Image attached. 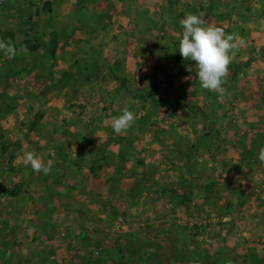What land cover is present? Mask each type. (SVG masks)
Here are the masks:
<instances>
[{"label":"rangeland","instance_id":"obj_1","mask_svg":"<svg viewBox=\"0 0 264 264\" xmlns=\"http://www.w3.org/2000/svg\"><path fill=\"white\" fill-rule=\"evenodd\" d=\"M6 1L0 0V16L8 21L4 19L9 16L4 9ZM101 1L97 13L92 14L93 9L86 7L87 1L81 0L82 25H74L72 21L61 24L59 17L67 10L60 9L59 15H52L45 8L43 12L48 14L49 21L44 22L41 31L47 36L44 48L53 54L57 47L58 50L67 46L84 50L76 57V66L81 68L80 74L87 82H82L85 86L80 92L83 96H93L94 104L85 111L78 99L74 101L70 96L66 99L69 90L56 86L52 90L51 105L38 103L40 99L46 101V95L40 96L42 93L38 99L32 97L30 100L37 109L46 110L48 117L58 112L72 116L74 113L91 112L95 116L111 112L115 122L109 127L99 125L98 128L130 134L119 137L127 144L128 167L118 177H109L108 171H104L111 184L107 186L106 195L122 200H113L114 207H110L113 211L107 216L95 213L94 207L89 208L90 214L77 216L70 209L77 203L56 201L53 188L38 190L42 198L32 200L27 195L31 187L24 186L23 190L18 184L9 186L19 175L18 169L10 174L5 171L0 185V264H139V245L149 247L146 252H152L154 258L161 256L162 261L166 259L167 249L157 246L168 240L182 249L176 258L170 262L166 259L164 264H186L188 251L183 244L187 245V241L191 248H197L203 241L215 247L212 242H232L237 238L238 233L232 234L231 229L242 222L245 213L233 200L235 196L241 198L256 192V186L245 184L246 180L252 181L245 177L248 173L245 167L256 158L246 160L248 154L236 156L231 136L239 115H249L255 104L250 88L264 81V0H108L111 4ZM74 12L77 15L78 12ZM70 13L67 18L72 20ZM100 13L102 17L110 13V19L113 16L111 29L109 24L101 26L97 22L92 26L93 20L100 19ZM25 19L31 20L27 15L23 16ZM104 20L106 23L107 17ZM30 24L25 33L35 38L39 32ZM75 24L80 23L76 21ZM78 31L84 41H74ZM29 43L32 50L39 47L32 41ZM42 59L53 66V70L59 59L70 61L67 56L48 55L39 58ZM109 71L114 78L110 81ZM255 89H259L257 85ZM21 91L14 89L13 95L21 94V100L28 97L26 90ZM158 117L163 119L161 126H158ZM244 117L242 123L247 128L250 123ZM217 123H222L223 130H230L226 138L218 135L225 144L221 153L201 151L207 147L205 142L203 145L197 143L200 147L196 150L194 147L183 149L181 143L174 151L167 148L150 149L149 153L139 151V145L148 150L150 139L138 136L144 131L191 129L195 135L200 130L202 136L207 129L210 130L205 135H209ZM111 155L119 160L116 153ZM25 158L28 161V154ZM240 159L246 161V166L231 176L234 168L225 166L238 165L242 162ZM146 160L160 163V169L141 165ZM189 160L191 162H186ZM201 160L212 163L211 168L203 169L204 163L196 165ZM191 164L196 168L195 173L207 177L209 183L205 188L197 175L192 176L187 167ZM139 169L147 175L150 171L155 173L144 181ZM96 171L101 173L102 169ZM25 174L26 178L32 177L30 170H25ZM63 176L55 180L63 192H70L71 180ZM16 187L15 195L21 196L18 200L15 195L11 197ZM83 187H77L75 196L84 198L89 189ZM101 187L95 189L92 184L91 194L103 192ZM23 191L28 196L26 200H22ZM223 197L225 201L219 203ZM202 198L203 203L200 202ZM38 201L44 210H35ZM174 201L178 207L169 212ZM167 225L175 227V232L167 233ZM28 241L29 248L25 246ZM32 245L39 246L40 250ZM153 262L160 264L149 258L148 263Z\"/></svg>","mask_w":264,"mask_h":264},{"label":"crops","instance_id":"obj_2","mask_svg":"<svg viewBox=\"0 0 264 264\" xmlns=\"http://www.w3.org/2000/svg\"><path fill=\"white\" fill-rule=\"evenodd\" d=\"M84 1H87L86 7L88 9H93L92 14L97 13V10L100 8V3H103L101 0L97 2H94V0ZM108 2L111 4V1ZM4 4L5 2L3 5ZM80 4L81 0L6 1L4 9L7 11L6 15L9 14L10 17H4V19L7 18L8 20L5 21L2 20L3 18L0 16V170L2 169L0 171V185L3 182L2 178L5 175V171L7 174H10L12 170L18 169L19 175H17L14 180H11L9 186L13 187L18 184V187L21 189L24 186L31 187L30 190L27 191V195L30 196V199H41L42 197L38 195L37 191L42 188L47 189L51 187V189L53 188L54 190L52 194L55 195L54 198L56 201L60 203H69V201L77 203V205L71 206L70 208L73 209L77 216L80 214H90L89 208L92 207H94L95 213L101 216H107L111 213L110 211H113L110 209V207H114L113 200L116 202L122 200H117L113 198V196L106 194L108 192L107 186H111L108 178L112 175L118 177L120 172L128 167L129 161L126 159L127 151L125 150L127 144H124L119 139V137H123L127 132L114 133L103 127L98 128L99 125L109 127L115 122V119H113L114 117L110 114L111 112L108 114L98 113L95 116H93L91 112L84 113V115H76L74 113L73 116L72 114L62 115V113L58 112L57 115L48 117L45 113L46 110L42 108L37 109L30 100L32 97L38 99L39 94L42 93L40 96L46 95V101L40 99L38 103L41 102L44 104L47 102L46 104L51 105L53 98L52 90L54 86H56L58 88H64L65 91L69 90L66 99H68L69 96L71 99H74V101L78 99L79 101H77L83 104L82 108L85 111H88L94 104L95 100L93 96H83L82 92H80L82 87L85 86L82 82L86 81L80 74L81 68L76 66V57L78 53L84 50L77 51L74 47L68 46L65 49L58 50L59 48L57 47V51L53 54L50 50L44 48L43 42L46 41L47 36L41 33L44 22L49 21L48 18H46L49 17L48 14L59 15L60 9L67 10V13L64 12L63 15L59 17V20L61 18V24L72 21L74 25H82L79 11ZM45 8L50 10L51 13L46 15V12H43ZM74 10L78 12L77 15H75L76 13ZM69 11H72V13ZM68 13L73 15L72 20L67 18L69 15ZM25 15L29 16L31 20H23V16ZM99 16L100 19L98 18L97 21L93 20L92 26L96 22L101 26L109 24V28L114 25V23L111 24L113 16L110 19V13L105 14V17H107L106 23L104 20L105 17H102V13H100ZM42 18L44 20L41 22ZM29 21H31V24ZM76 21L80 24H75ZM56 22L58 23V20ZM28 24L35 26V31L39 32L35 38L25 33ZM56 35V37H58L59 34L57 33ZM74 36V41L83 39L81 31L75 33ZM87 38V40L90 39L89 37ZM31 41L39 45V47L35 50L30 49L28 45ZM56 41H58V39ZM59 41L62 42L61 39H59ZM27 42L28 44H26ZM71 44L74 45V42L72 43L71 41ZM48 55L58 58L67 56V58L70 57V61L65 62L63 59H59L57 62L58 65H56L53 70V66L45 64L43 59L39 60V58H46ZM120 71L122 72V69H120ZM107 78L109 81L114 79L110 71L107 74ZM257 83L261 84H254L253 88L251 86V88L249 87L250 90H253L251 93L255 98V104L252 105L253 108H251L252 110L249 112V115L245 117L244 115H239L237 121L234 120L237 124H235L236 128H234L233 136H231L233 137V144L235 145V147L232 145L233 151L235 152L234 154H236V156L248 154L246 160L249 158H256V161L253 159V161H249L250 163H247L246 166V161L240 159L242 162H239L238 165L225 166L226 168H234L231 175L233 176L236 171L241 170L245 165V169L248 172L247 174H250H245V177L248 176L250 180H252L250 182L246 180L245 184L256 186V192L254 195H252V193H247L246 196L243 195L241 198L235 196L233 200L240 210L244 209L242 213H245L242 222H239L236 228L231 229L232 234H239H236L237 238H233L236 236L235 235L232 237V242L227 240L212 242V245L214 244L215 247H211V242L203 241L199 243L200 245L197 244V248H191L190 242L187 241V245L186 243L183 244V248L188 251L186 252V264H264V81ZM256 85L263 91L255 89ZM14 89H19L20 91L26 90L28 97L22 100L21 94L15 97V93L13 95ZM32 90H34V92H32ZM47 90L51 91L46 93L45 91ZM70 90H72L71 93L76 95L73 96V94H70ZM21 93L23 92L21 91ZM253 110L257 112L254 113ZM38 113L39 115L35 119ZM191 116L192 114H189V117ZM243 117L250 123L247 128H245L242 123ZM158 120V126H161L163 119L158 117ZM211 130L209 135H205L206 133H204L202 136L199 135L200 130L199 133L195 135L191 129H183L176 132V130L173 129L163 130V128H160L156 133H153V130H151V132L144 131L140 133L143 135L138 136L146 140L150 139L149 145L147 146L148 150L143 149L142 146L139 145V151H143L142 153H149L150 149L166 150V148L167 150L174 151L179 149L181 143H183V149L186 148L187 150L194 147L196 150L200 147L197 143L202 144L205 142L207 143V147L201 149V151H204V153L208 151L212 153L215 152L216 154L217 152L221 153V151L223 152L224 150L225 144L224 141H222L223 139H220L218 135L226 138V136L228 137L230 135V130H223L222 123H219V125L217 123L216 127ZM127 135L130 134L127 133ZM185 142L187 145H185ZM194 142L196 143L194 144ZM211 142H214V144H210ZM135 148L138 150V147ZM112 153H116L119 160H115V157L113 158L111 155ZM27 154L28 161L25 158ZM122 159H124V162L121 161ZM202 160L200 162L198 161L196 165L204 163L205 168L203 169H210L212 163L208 164V162H202ZM186 162L191 161L189 160ZM6 164L9 165L8 168L4 167ZM141 165L147 166V169L152 168L154 170H158L161 167L160 163L154 164V161L148 162L147 160ZM187 167L191 170L192 176L195 177V175H197L199 177L201 180L200 182L205 188V185L209 183L207 177L202 176V173H195L194 170L196 168L194 164H191V166L187 165ZM99 168L102 169L101 173L96 171ZM245 169L243 168L242 171ZM25 170H30L32 174L31 178H26ZM105 170L108 171L109 177L105 175ZM153 173L155 172L150 171L149 175H147L144 170L139 169V175L142 174L141 180L144 181L147 179V176L149 177ZM61 174L64 175L63 178L69 177V180H71L69 182L71 184L70 186H72L69 190L70 192H63L62 187L58 181L55 180L57 179L56 177H59ZM42 176L45 177L41 180ZM156 177L158 176H155V178ZM150 178L154 179L152 176ZM238 180H240V178ZM92 184L95 189L102 186L101 189H103V192L97 191V194L95 193L92 195L90 189ZM84 185L89 189L84 198H82V196H75V194H78L77 187L80 188L82 186V188H84ZM18 187L15 188V192L11 194V197H14ZM21 195H24L22 200H26L25 196L28 199L24 191ZM15 196L17 200L21 199V196ZM203 200L204 198H202L200 202L203 203ZM224 201L225 197L221 198L219 203ZM243 201L245 203H243ZM82 202L84 204H81ZM98 202H102V204ZM171 204L169 212L170 210L174 212L178 207L177 202L174 201L171 202ZM36 205L37 208H35V210L38 209L41 211L43 209H41L39 201L36 202ZM174 229L175 227L167 225L166 232H175ZM30 244V241H28L25 243V246L29 248ZM161 245L162 246L157 247L160 249H167L164 253L166 254L168 262L176 258L175 255L182 249L171 240ZM32 246L40 250L39 246ZM146 249L149 250L150 248H146V246L140 247L139 245V264H149V258L160 264L167 262L166 259L161 261V256L154 258L155 255L152 252H146ZM196 249H198V251ZM153 264L155 263L153 262Z\"/></svg>","mask_w":264,"mask_h":264}]
</instances>
